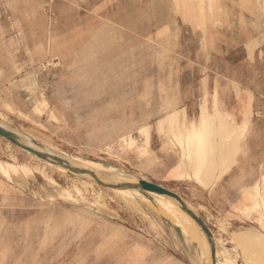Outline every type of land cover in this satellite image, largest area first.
<instances>
[{
	"label": "rangeland",
	"instance_id": "1",
	"mask_svg": "<svg viewBox=\"0 0 264 264\" xmlns=\"http://www.w3.org/2000/svg\"><path fill=\"white\" fill-rule=\"evenodd\" d=\"M215 98L230 124L249 122L234 168L204 186L180 175L176 140L158 120L174 107L196 119ZM1 113L62 153L178 192L217 235L259 234L239 262L264 264L249 192L264 190V0H0ZM0 157L58 181L0 171V264H198L200 246L140 196L86 185L2 136Z\"/></svg>",
	"mask_w": 264,
	"mask_h": 264
},
{
	"label": "bare ground",
	"instance_id": "2",
	"mask_svg": "<svg viewBox=\"0 0 264 264\" xmlns=\"http://www.w3.org/2000/svg\"><path fill=\"white\" fill-rule=\"evenodd\" d=\"M212 16L213 15H211V17ZM47 106L48 102L46 99H39L38 103L35 106V110L36 112L41 113L44 111L45 108H47ZM51 116L53 117L55 116V114L51 112ZM222 116L225 117V114L221 113L219 109L218 99L215 98L214 110L212 112L209 111L208 106L206 104H203L200 110V114L196 119L188 120L187 112L184 107L180 109H178V107H174L170 109L165 114V116L158 120V128L160 130H164L167 127L171 134V138H174L176 140V145L179 148V160L176 165V168L180 172V175L190 177L191 179L196 180L204 186H212L220 178H222L227 171L233 168L235 162L238 159L239 152L242 151L241 143L243 140V131L239 129L236 125L233 126V123L230 124L231 122H229V120L227 121V119L223 118ZM0 123L19 134L21 136V139L25 143L30 144L39 149L48 150L50 152L59 154L69 160L71 164L75 166H80L86 171L78 172L71 170L65 165L41 158L40 156H37L29 150H26L33 156L37 157L39 160H43L45 164L55 167L56 169L62 172H71L77 176L84 177L89 180L84 181L86 185L93 186L94 184H99V186H103L109 190L121 194V196L126 198V200L128 199L132 201L136 198V196H140L143 201H146L147 203L149 202L148 204H150V206L151 204L154 206H151V208H155V211L158 210L164 215V217L168 218L173 223V225L179 227L182 233L186 236L185 238H187L189 241L195 242L197 245L200 246V251L198 254V264H213L211 242L209 241L207 234L203 231V229L193 218V216H191L185 209L182 208L181 204L176 198L164 193H158L155 191L147 190V192L155 196V205L145 193H140L138 195V192L141 190L140 188L129 185H120L135 184L138 183L139 180L144 178H138L136 176H132L131 174V176H128L126 175V173L124 174L117 172L115 168L106 167L101 162L95 160L86 159L81 156L72 154L69 155L66 154L67 152L62 153L61 151L56 150L51 145H47L43 141L36 139V136L34 137L31 133L25 132L20 128L12 125L8 121L4 113L0 114ZM145 129L146 139L144 140V149L146 152L147 147L151 143V132L148 126H146ZM7 141L11 142L8 139ZM131 142L133 143L134 140H132ZM0 171H2L9 177H13V175H16L17 178L18 176H35L37 172H40L45 175V177L49 180L50 183H52L53 185H58V181L53 176L47 174L42 168L38 166H32L25 162L6 160L0 157ZM3 173L2 175H4ZM92 173L99 177L101 180H103L105 183L110 185H104L99 183ZM75 188L80 194H82L80 187L76 186ZM43 189L45 188L43 187ZM249 192L254 194L259 201V203L256 205V208L260 212V218L257 219V221L264 227V190L262 191L260 187L255 186ZM59 195L65 196L66 198H77L72 193V191L67 188H62L59 192ZM185 201L197 213L201 214L199 209L195 205H193L187 199H185ZM241 211L251 212L252 208L247 207L246 209ZM103 212H105L104 209ZM205 222L213 232V236L215 239V264H240L238 259L240 256V249L236 247L232 237H234V234H239L241 230H235L230 233V236L224 237V235H217L213 228L208 224L207 220H205ZM221 227L224 231L226 230L225 225ZM229 240L232 241V246L228 244Z\"/></svg>",
	"mask_w": 264,
	"mask_h": 264
},
{
	"label": "water",
	"instance_id": "3",
	"mask_svg": "<svg viewBox=\"0 0 264 264\" xmlns=\"http://www.w3.org/2000/svg\"><path fill=\"white\" fill-rule=\"evenodd\" d=\"M0 136L10 140L13 144L20 146L25 150H29L30 152L36 154L37 156H40L41 158L48 159V160H51L53 162L65 165L74 171H78V172L86 171L84 168H82L80 166H75V165L71 164L69 162V160H67L66 158H64L63 156H61L59 154L50 152L48 150L39 149V148H36L30 144L25 143L21 139V136L19 134H17L13 130L7 128L6 126L2 125L1 123H0ZM93 175L95 176V178L97 179V181L99 183L104 184V185H110V184L105 183L103 180H101L95 174H93ZM115 185H118V184H115ZM120 185L134 186V187H138L142 190L164 193V194H167L169 196L176 198L179 201V203L181 204L182 208L185 209L191 216H193V218L198 222V224L201 226L203 231L207 234V237H208L209 241L211 242V252H212V257H213V264H215V261H216L215 260L216 259V245H215V240L213 237V232L211 231L210 227L205 222L203 216L201 214L197 213L185 201V199L183 198L182 195H180L178 192H176L170 188L163 186L160 183H157V182L151 181V180H147V179H141V180H139L138 183H135V184H120Z\"/></svg>",
	"mask_w": 264,
	"mask_h": 264
},
{
	"label": "crops",
	"instance_id": "4",
	"mask_svg": "<svg viewBox=\"0 0 264 264\" xmlns=\"http://www.w3.org/2000/svg\"><path fill=\"white\" fill-rule=\"evenodd\" d=\"M218 99V98H217ZM219 102V101H218ZM220 105V104H219ZM55 114V113H54ZM248 122L249 121H245L244 122V124L243 125H236L239 129H241L242 131H243V136H244V133H245V130H246V128L248 127ZM146 129H145V127H142L141 129H140V132L142 133V134H144V140L146 139V131H145ZM133 139L132 138H130V142H129V144L130 145H132L133 143L131 142ZM144 143H145V141H144ZM144 143L142 144V146H140V148L138 147V149L140 150V152L141 153H143V154H145L146 152H145V149H144ZM238 160V159H237ZM237 162V161H236ZM236 162H235V164H234V166L236 165ZM234 166H233V168H234ZM232 168V169H233ZM232 169H230L229 171H231ZM229 171H227L226 173H228ZM225 173V174H226ZM224 174V175H225ZM255 186H257V187H259V184H256ZM254 186V187H255ZM247 206V205H246ZM260 218V217H259ZM222 226H223V224H222ZM214 237V236H213ZM241 237H243V240H242V238ZM232 239H233V242L235 243V245H236V247H238L239 249L242 247V246H245V244L246 243H251V240H255V241H258V240H261V238H260V236H259V234H254L251 230H249L248 229V231H245V230H241V232H239V234H234V237H232ZM215 240V239H214ZM242 240V241H241ZM199 251H200V249H198V254H199ZM240 251V256H241V249L239 250ZM239 256V257H240ZM197 257H198V255H197ZM239 259V258H238ZM199 261V260H198Z\"/></svg>",
	"mask_w": 264,
	"mask_h": 264
}]
</instances>
